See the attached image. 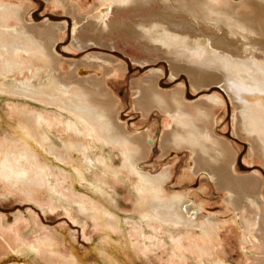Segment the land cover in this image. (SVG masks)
Masks as SVG:
<instances>
[{
	"label": "bare ground",
	"instance_id": "obj_1",
	"mask_svg": "<svg viewBox=\"0 0 264 264\" xmlns=\"http://www.w3.org/2000/svg\"><path fill=\"white\" fill-rule=\"evenodd\" d=\"M52 1L65 6V0ZM97 4L102 7H98L94 16L85 12L80 4L68 7V12L80 23L74 26L73 32L82 33L86 28L90 34L88 39L75 34L73 37L74 48L85 49L88 55L82 60H66L55 50L67 26L65 23L50 20L27 23L24 6L0 3V92L57 105L74 114L84 127V131H80L71 120L66 121L68 125L62 131L65 130L69 137L64 142V150H58L50 136L54 116L43 110L13 106L18 121L16 130L19 126L24 141H30L37 152H43L47 158L53 157L71 166L75 165L74 161H81L84 167L76 171L80 181L86 179L85 170L94 168L98 164L96 161L106 166L105 159H95L90 154L91 145L86 140L88 132L96 141L117 147L123 167L136 175L137 189L144 196L142 212L200 228V234L194 236L190 244L198 259L203 261L210 256L214 264H231L221 253L223 238L216 214L204 212V203L197 199L189 204L185 194L167 193L165 183L173 174V166L165 167L158 174L138 169V161L150 154L154 130L135 133L125 128L117 112L118 100L107 87L108 77L124 74L125 66L118 62L113 50H101L88 43L94 41L101 47H110L104 43V33L119 27L127 29L134 23L124 25L114 16V6L136 10L138 20L143 21L129 27L131 36L144 42L142 48L148 54L154 51L157 58L167 61L171 78L184 73L195 90L219 86L236 108L234 132L250 141V158H259L264 164V0H98ZM152 4L159 6V10L152 8ZM146 7L149 17L142 14ZM13 20L18 23L12 25ZM64 62L71 66L68 73L61 69ZM90 66L102 69V76L79 75L80 70ZM163 73L162 68L152 69L146 77L133 81L137 106L145 114L153 107L158 108L169 118L170 124L162 139L164 154L180 148L192 152L194 165L185 171V176L192 178L205 173L225 191V206L236 211L238 221L240 219L243 224L238 234L240 243L249 244L251 250H255L254 253L249 251L248 258L252 264H264L263 180L258 171L248 176L235 172L237 149L214 128L216 112L224 104L225 97L218 94L188 101L185 86L171 90L161 87L159 81ZM73 130L78 137L70 136ZM17 149L8 147L0 151V180L5 188L29 196L46 190L50 196L61 193L49 162H43L36 151L24 147ZM75 153L77 160H74ZM78 202L85 207L84 199ZM96 209L107 213L99 207ZM0 239L10 245L14 241V253L19 257L16 264H33L45 257L47 264H52L53 257L59 264H72L69 257L57 251L52 237L45 236L33 242L25 240L18 227L8 228L4 224L3 216H0Z\"/></svg>",
	"mask_w": 264,
	"mask_h": 264
},
{
	"label": "rangeland",
	"instance_id": "obj_2",
	"mask_svg": "<svg viewBox=\"0 0 264 264\" xmlns=\"http://www.w3.org/2000/svg\"><path fill=\"white\" fill-rule=\"evenodd\" d=\"M96 1L98 2V0H65L63 2L65 6L55 4L52 0H0V3L24 6V17L26 18L24 19L27 23L38 24L49 20L60 24L65 23L67 26L62 38L56 43L55 50L66 60H82L88 55V52L85 49H75L73 37L75 34L88 39L90 32L86 28L82 30V33L73 32L74 26L80 25V23H77L76 18L68 12V7L80 4L85 12L94 16L98 7H102ZM151 6L159 10V6L154 4ZM148 9V7L144 8L142 14L149 17ZM136 12L131 7H113L114 16L123 21L126 26L133 22L135 24L143 21L138 20L140 18L136 16ZM11 22L12 25L18 23L16 20ZM129 27H127L128 30L125 27H119L111 33H104V43L110 47H101L94 41H89L88 44L101 50L103 48L108 51L113 50L118 62L125 66L124 74L111 75L107 79L108 89L114 93L118 100L116 102V105L119 106L117 112L119 119L125 123V128L129 132L135 133L154 130L150 154L138 161V169L158 174L165 167L172 165L173 174L165 183L167 193L169 195L183 193L189 204L195 199L204 203V212L216 214L220 219V234L223 238L221 253L231 264H252V260L248 258L249 251L254 253L255 250H251L249 244L240 243L238 234L243 230V224L240 219L238 221L236 211L225 206V191L218 188L205 173L192 178L185 176V171L194 165L192 152L188 148L172 149L168 154H164L162 139L165 129L170 124L169 118L167 119L155 107L145 114L134 100L132 83L134 80L139 81L146 77L152 69L162 68L164 73L159 81L161 87L171 90L179 85L185 86V97L188 101H196L218 94L225 97L224 104L216 112L214 128L218 135L233 142L237 149L233 164L235 172L242 176H248V174L251 175L258 171L264 185L262 160L251 159L250 141L233 130V118L236 112L233 102L219 86L213 85L195 90L186 74L183 73L178 78H171L167 61L162 57L157 58L154 51H152V55L148 54L142 48L144 42H138L131 36ZM64 63L61 69L65 70V73L70 72L71 66L68 62ZM84 70L79 71L81 77H100L103 74L102 69L93 66ZM13 106L28 108V110H43L50 116L52 115L51 117L54 116L56 119L52 118L55 121L53 120L50 136L58 150H64V142L69 137L65 130L62 131L64 126L68 125L67 122L71 120L78 130L84 131L82 122L66 109H60L61 107L57 105L43 103L30 97L0 92L1 152L8 150V147L18 148L17 150L24 147L37 152L30 141L27 139L24 141L25 138L21 137L19 126L16 130L18 121H16ZM57 120L59 125H56L58 124ZM65 122L67 124L62 125ZM88 133L86 140L91 145L90 154L95 159H105L106 166H108L96 161L98 164L94 168L85 170V180L87 181L85 182L83 179L80 181L76 172L78 168L84 167L81 161L79 163L74 161L75 165L71 166L61 163L53 157L47 158L43 152H37L43 162L46 164L49 162L51 165L48 164L52 168L54 181L57 180L61 193H52L50 196L46 189L34 196H29L19 190L9 192L3 181L0 180V216H3L4 224L8 228L18 227L21 236L30 242L45 236L52 237L57 243V251H61L69 257L72 264H214V258L206 256L203 261H200L195 251L190 249L191 239L200 234V228L142 212L140 207H142L141 204H144V196L137 189L136 175L123 167L119 149L96 141L90 136V132ZM75 135L74 130L70 131V136L78 137ZM81 137L85 138L83 135ZM10 141L11 143H9ZM60 146L61 148H59ZM74 155V160H77V154ZM262 193L264 196V186ZM80 198L84 199L85 207L79 205ZM96 207L107 213H101L100 210L98 212ZM234 217H236V221H234ZM13 242L10 245L7 241L4 242L3 239H0V264L11 262L16 264V261H19V257L14 253L15 243L13 244ZM46 258L35 260L33 264H47ZM57 263V258L53 257L52 264Z\"/></svg>",
	"mask_w": 264,
	"mask_h": 264
}]
</instances>
